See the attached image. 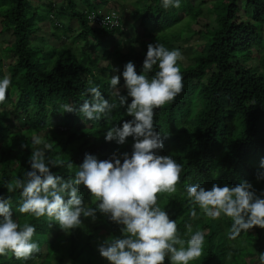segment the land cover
Instances as JSON below:
<instances>
[{
  "label": "trees",
  "instance_id": "obj_1",
  "mask_svg": "<svg viewBox=\"0 0 264 264\" xmlns=\"http://www.w3.org/2000/svg\"><path fill=\"white\" fill-rule=\"evenodd\" d=\"M112 1L115 6L110 7ZM188 1L180 0L179 8L169 9L162 7V0L138 2L136 11L141 21L137 29L143 33L130 47L124 46L110 57L109 49L115 44H106L124 33L109 30L89 17L94 14L103 18L106 13L102 10L119 7L127 18V7L116 0H63L61 4L0 0V36L7 35L9 40L3 41L0 80L7 75L12 81L5 102L0 104V196L10 199L13 219L21 227L26 222L35 227L33 242L40 247L27 261L17 260L9 252L0 256V264H110L98 248L105 241L123 238L124 225L97 209L95 220L82 215L81 226L66 233L58 222H49L47 217L21 214L22 189L8 192L7 184L15 178L26 179V173L31 171L32 149L43 148L44 143L52 145L45 150L46 162L56 157L63 161L62 166L49 165L50 171L65 180L74 178L85 154L112 163L115 155L121 164L124 153L131 157L133 137H127L123 145L105 140L110 127H122L133 119L126 114L127 105L114 109L110 120H87L78 111L61 113L60 105L67 103L79 109L84 100L91 99L87 93L89 78L105 99H115L107 82L114 68L109 63L101 66V59H115L120 76L117 87L121 95L127 96L123 67L131 61L137 74H142L148 44L161 43L169 50L180 51L172 43L184 40V33L169 31L189 18L184 10L188 9ZM201 3V8L194 7L197 11L190 15L192 20H199L193 23L198 26L193 32L196 38L191 36L192 47H182L190 64L177 61L183 78L182 92L171 103L154 110L155 130L163 142V148L155 150V154L169 156L183 166L176 192L159 194L158 205L170 220L177 222L185 248L191 234L204 232L202 255L189 264H260L264 229L253 227L230 240L232 220L223 214L218 220L206 218L199 206L188 199L186 186L199 184L207 191L213 184L235 187L247 181L255 195L264 199V179H258L264 174V0H226L216 7L214 17L202 16L208 0ZM61 16L68 19V26L60 21ZM74 23L78 28L73 27ZM43 25L49 26L59 43L45 42L40 34ZM62 39L65 41L60 42ZM44 42L47 46H43ZM92 44L99 52L104 48L102 44L106 49L95 55ZM158 70L154 66L148 78ZM127 103H131V97ZM33 138L42 143L34 145ZM69 163L73 165L71 169L67 167ZM77 194L93 208L99 203L93 202L82 185ZM68 198L66 195L65 200ZM193 207L195 219L191 216ZM187 224H191L192 233L185 235ZM164 264H171L169 257H165Z\"/></svg>",
  "mask_w": 264,
  "mask_h": 264
},
{
  "label": "clouds",
  "instance_id": "obj_2",
  "mask_svg": "<svg viewBox=\"0 0 264 264\" xmlns=\"http://www.w3.org/2000/svg\"><path fill=\"white\" fill-rule=\"evenodd\" d=\"M180 6V0H162L164 9ZM101 12H115L119 17L118 26L105 28L120 29L123 33L126 31L125 14L123 16L121 11L115 9ZM182 59L179 50H169L161 43L148 44L142 74H137L131 61L123 67L127 96L121 95L117 87L120 83L117 74L119 65L101 59V66L109 63L114 68L107 82L115 99L112 102L105 99L99 87L92 86L89 78L87 93L91 94V99L84 100L79 109L62 104L61 113L78 111L87 120H99L101 117L110 120L114 109L127 105L126 114L133 119L125 121L122 127H110L105 140L123 145L127 137H133L135 143L131 157L124 153L121 164L115 155L112 157L115 163H112L85 154L74 178L65 180L50 171L49 165H63L59 157L46 162L45 150H50L52 145L44 143L43 148H33L31 171L26 173V179L15 178L7 184L8 192L22 189L19 212L36 218L47 217L49 222H58L66 233L81 226L82 215L95 220L97 209L109 215L112 221L124 225L122 231L125 234L123 238H113L99 246L101 257L110 264H164L166 256L171 264H189L198 259L205 242L204 232L197 230L191 234V224L185 225V235L191 234L185 248L177 222L170 220L158 205L159 194L176 192L183 166L169 156L155 154V150L163 148V142L155 130L154 110L171 103L182 92L183 78L177 65V61ZM154 66H158L159 70L149 79L147 74ZM11 83L7 75L0 80V104L5 102ZM128 97H131V103H127ZM41 143L39 138H33L34 145ZM72 166L71 163L67 165L69 169ZM261 167H264V161H261ZM258 179H264V174H260ZM81 185L88 190L93 202H99L96 208L84 204L78 196ZM186 192L190 202L198 205L206 218L218 220L223 214L232 220L228 232L230 240L253 227L264 229V199L255 195L253 186L247 181L235 187L213 184L211 190L207 191L199 184L187 185ZM66 195L70 197L67 200ZM11 209L10 199L0 196V256L10 252L17 260L27 261L40 251L38 243L33 242L36 229L27 222L21 227L13 219ZM191 216L197 218L195 207L191 210ZM259 260L260 264H264V254L260 255Z\"/></svg>",
  "mask_w": 264,
  "mask_h": 264
},
{
  "label": "rangeland",
  "instance_id": "obj_3",
  "mask_svg": "<svg viewBox=\"0 0 264 264\" xmlns=\"http://www.w3.org/2000/svg\"><path fill=\"white\" fill-rule=\"evenodd\" d=\"M48 1H54V2L60 3V4H61V2H63V0H46V1L44 0V3H48ZM116 1L119 5L120 4L125 5L127 7V10H128L127 12L130 13V15L125 20L127 27H126V31L124 32L125 33L124 36L112 37V41L109 40L110 42L106 44L107 46L110 44H113V43L115 44V46L113 48L111 47V49H109L110 50V57H113L115 55L114 51L116 52V49L118 50L117 52H119L123 49L124 46L130 47L131 46L130 44H132L134 42L135 38H137L138 35L143 33V32L142 33L140 32V29H137L138 24L141 21L140 20L141 18L139 16H137L138 14H137L136 9L138 8V4H139L138 2H140L141 0H116ZM201 1L202 0H191V2H190V0H189L188 3L185 4L186 8H188V9H184V10H186L187 16L189 18L186 17L181 22L176 23L175 26L172 27V29L169 31L170 33H177V34L182 33V32L184 33V40H182L181 42H174L172 44L176 47L178 46L181 48L180 52L182 53V56H183V59L181 61L185 64V66L190 64V62L187 60L188 57L184 53V50L182 49V47H192L191 44H189L192 40L191 36L194 37L193 32L198 29V26L194 25L193 23L196 24V23H198L199 20L198 19L192 20L190 15H192V13L197 11V10H194V7H196V9H197V7H200V4H202ZM225 1L226 0H208V5L206 4L207 9L204 11L202 16H207V15L211 14L214 17L215 16L214 14L217 13L216 7L222 6ZM190 4H191V6L194 5L193 10H192ZM111 6H115L114 1L111 2L110 7ZM103 9H105V8H103ZM115 9H119V11H120L119 7H116ZM208 9L210 10L211 13L207 12ZM181 10H183V9H181ZM60 18H61L60 21L64 22L65 26L66 25L68 26V22H69L68 19H66L64 16H61ZM200 18H202V17H200ZM74 22H76V21H74ZM46 24L48 25V23H46ZM73 27L78 28V25L76 23H74ZM192 29H193V31L191 32L190 30H192ZM263 29H264V27H263ZM40 34H41V37L45 38V42H48L49 45H53V43L56 41L55 36H53L52 33H50L49 26L43 25V29H42V32ZM195 38L196 37H194V39ZM3 41L4 42L9 41L7 35L0 36V55L2 53V48L5 46L3 44L4 43ZM61 41L64 42L65 39L60 40V42ZM45 42H44L43 46H47L45 44ZM56 43H59V42L56 41ZM67 44L71 45L73 47V44L71 43V41H67ZM135 45L138 46V44H136V43H135ZM102 46H104V48L103 49L100 48V49L103 52L106 49V46L103 44H102ZM194 46L196 48V45H194ZM91 47H92L93 52H95V55H98L101 53V51L99 52L98 49H94L95 47L93 44L91 45ZM114 48H115V50H114ZM61 49H62V47H61ZM186 53L188 54L189 52L186 50ZM110 63L112 65H115V62L113 59L110 61Z\"/></svg>",
  "mask_w": 264,
  "mask_h": 264
},
{
  "label": "built area",
  "instance_id": "obj_4",
  "mask_svg": "<svg viewBox=\"0 0 264 264\" xmlns=\"http://www.w3.org/2000/svg\"><path fill=\"white\" fill-rule=\"evenodd\" d=\"M89 18L92 22H98L103 27H116L119 25V17L115 12L108 13L99 19L94 14H91Z\"/></svg>",
  "mask_w": 264,
  "mask_h": 264
}]
</instances>
